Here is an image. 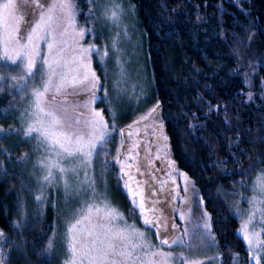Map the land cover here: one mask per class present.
<instances>
[{
	"label": "trees",
	"instance_id": "obj_1",
	"mask_svg": "<svg viewBox=\"0 0 264 264\" xmlns=\"http://www.w3.org/2000/svg\"><path fill=\"white\" fill-rule=\"evenodd\" d=\"M125 2L133 6L141 37L143 88L130 96L123 91L126 83L118 80L116 99L99 98L96 105L108 126L116 128L156 104L171 161L193 179L210 214L220 264H248V249L238 232L240 218L228 195L236 181L245 183L264 169V0ZM72 3L78 25L91 28L90 1ZM93 66L99 81L94 91L101 95L113 82L104 75L96 54ZM11 92L0 90L2 261L59 264L60 251L55 248L62 240L59 197L45 181L17 165L24 146H13L16 121L9 116ZM108 163L111 200L136 218L131 195L121 183L124 171L116 160Z\"/></svg>",
	"mask_w": 264,
	"mask_h": 264
},
{
	"label": "rangeland",
	"instance_id": "obj_2",
	"mask_svg": "<svg viewBox=\"0 0 264 264\" xmlns=\"http://www.w3.org/2000/svg\"><path fill=\"white\" fill-rule=\"evenodd\" d=\"M89 1L93 17L91 28H82L78 25L74 7L71 18L66 11L61 12L59 8L56 9L47 42L36 37L29 49V55H32L37 48L39 51V55L35 56L36 66L32 69L31 76L28 75L25 67L27 60L23 63L18 61L17 64H12L10 61L2 63L3 60H0L3 65V69H0V77H2L0 90L2 88L12 90L8 105L12 108L9 116L14 117L16 121L13 146H24L17 164L20 169L31 177L44 181L43 177L48 172L46 165L59 160L55 151L50 150L47 144H41V139L37 138L39 133H33L32 137H25L24 132L28 125L35 124L37 120H41L43 127L49 131L76 133L83 136L85 141L92 140L96 144L89 158L90 162H83L81 159H76L74 164L63 162L65 167H75L77 170L76 175L65 174L71 184L70 188L66 189L64 181L60 179L61 174L55 168L51 170L56 179H53L51 183L45 181L59 197L63 213L59 232L62 240L55 245L56 250L60 251L59 264H70L72 260H75L76 264H88V260L82 258L83 246L86 243L83 234L79 232V229L76 233H70L69 228L75 223L77 210L85 204L99 203L104 197H107L111 206L124 217L123 221L115 222L117 228L124 227L126 222L127 225L145 234L147 247L140 252L145 261L165 264L167 258V264H195L197 261L203 264H220V253L215 246L211 231L210 214L203 207L200 193L193 179L189 175L187 177V172L176 167L171 161L167 151L168 141L163 121L156 109V104L152 103L135 113L132 120L125 126L110 128L103 117L107 125L104 129L107 135L104 141L96 140L101 129L89 123L94 118V112L101 113L96 101L102 98L104 101L113 102L119 92V87L114 83L120 84L119 81L126 83L123 91L135 97V90L140 88L141 93L143 88L145 69L139 58L141 37L134 24L133 6L130 3L127 4L125 0ZM4 2L5 0H0V4ZM57 2L58 0H40L43 7L24 5V21L20 24L18 35L26 37L39 21L41 14L47 13L48 8ZM113 12L116 13L115 17L112 16ZM81 32L84 33L83 36L80 35ZM88 32H92L91 39L86 41ZM94 38L102 42L99 43ZM105 39L108 41L105 42ZM21 43H24V40H21ZM48 43H54L51 52H49ZM2 51L3 49L0 48V52ZM8 51L10 55H14L16 51H19V45L9 43ZM95 54L104 75L113 82L112 88H103L102 94L99 95L91 87L90 82H86L75 88H67L55 100L50 99L53 95L51 91L46 94L39 103L46 111L56 112L64 120L62 126H52L50 117L43 113L32 115L38 111L33 92L41 87L48 74V66L46 64L42 66V60L60 59L62 63L68 61V67L77 68L79 74L83 76L88 70L84 65L95 72L93 66ZM61 70L56 68L58 73ZM63 70L66 71V69ZM58 79L59 77H54V83ZM154 108L155 112H152ZM64 109H67V117H65ZM77 118L78 124L75 123ZM69 124L72 125L71 128L68 127ZM149 133H154L152 139L149 138ZM5 146L6 143L4 145L6 150ZM75 146L71 145V147ZM159 153L165 154L169 162L163 172L155 174L151 169L152 156ZM108 160H116L119 168L125 173L121 183L131 195L132 203L136 207V218L126 215L111 200L110 177L107 175L108 172H105L109 167ZM262 173L264 169L256 171L245 183L236 181L233 190L229 192V204L240 218L239 234L246 214L252 208L251 201L264 200V195L256 189L257 178ZM257 207L261 205L257 204ZM146 218L152 223L145 224ZM85 226L87 227V224ZM255 232L258 235L254 242L264 240V228L257 225ZM73 235L76 237L75 242L72 240ZM163 240H167L168 243H162ZM244 241L248 249L247 263L255 264L253 256L256 253L249 248L248 242ZM73 244L75 252L72 251ZM2 253L0 244V261H2ZM153 253L164 255H153ZM260 264H264V253L261 254Z\"/></svg>",
	"mask_w": 264,
	"mask_h": 264
},
{
	"label": "snow or ice",
	"instance_id": "obj_3",
	"mask_svg": "<svg viewBox=\"0 0 264 264\" xmlns=\"http://www.w3.org/2000/svg\"><path fill=\"white\" fill-rule=\"evenodd\" d=\"M26 4L43 7L40 0H5L4 3L0 4V48L3 49L0 52V60L10 61L12 64H17L18 61L23 63L27 60L25 67L28 75L31 76L33 74L32 69L36 66L35 56L39 55L38 48L32 55H29V49L32 46L33 39L39 37L47 42L51 31L50 24L54 19L56 9L59 8L61 12L66 11L71 18L73 16V5L72 0H58L56 4L48 8L47 13L41 14L39 21L28 35L22 37L18 34L20 32V24L24 21L23 7ZM17 13L19 14L17 15ZM112 16L115 17L116 13L113 12ZM83 34V32L80 33L81 36ZM21 40H24V43H21ZM9 43L19 45V51H16L14 55L9 54ZM53 47L54 43H48L49 52H51ZM68 63V61L62 63L60 59L42 60L41 65L46 64L48 66L47 79L43 80L41 87L35 89L33 92L37 100L36 109L38 111L32 115L36 116L39 113H43L45 116L50 117V124L52 126H62L64 120L56 112L46 111L39 103L41 98H44L51 91L53 95L50 99L55 100L62 91H66L69 87L75 88L77 85L90 82L91 87L96 88L99 84L95 72H92L89 66L84 65L88 70L81 76L79 70L77 68H69ZM56 68H61L62 70L58 73ZM63 69H66V71ZM54 77H59L55 83L53 81ZM93 97L95 98V93H93ZM64 112L65 117H67V109H64ZM152 112H155V108L152 109ZM93 116L94 118L89 123L101 129L100 135L96 137V140L104 141L107 135L104 129L107 125L101 113L94 112ZM75 123H79L78 118L75 120ZM37 125L40 126L38 127ZM68 127L71 128L72 125L69 124ZM0 131H3V129H0ZM33 133H39V137L37 138L41 139V144H47L48 148L55 151L59 157L56 163L46 165L48 172L43 177V180L51 183L53 179H56L51 170L55 168L61 174L60 179L64 181L66 189L70 188L71 184L65 174L72 173L76 175L77 170L75 167H65L63 162L67 161L69 164H74L76 159H81L83 162H90L89 158L92 155V150L96 147L95 142L92 140L85 141L83 136L72 132L49 131V129L43 127L41 120H37L35 124H29L24 135L25 137H32ZM73 144L76 146L71 147ZM256 189L261 195H264V173L257 178ZM36 199L40 200L41 197L37 196ZM251 203L252 208L246 214V219L241 227L240 234L248 242L249 248L256 253L253 256L255 264H260L261 254L264 253V240H255L254 242V239L258 235L255 232L256 226L259 225L261 228H264V200L257 201L254 199ZM257 204H260L261 207H257ZM75 216L77 218L75 219V223L71 224L69 232L76 233L79 229V232L83 234L86 243L83 246L82 258L87 259L88 264H155L154 261H145L140 255V252L147 247V241L143 232L137 231L130 225H127L126 222L122 228L115 226V222L123 221L124 217L111 206L107 197H104L99 203L85 204L81 209L76 211ZM144 223L151 224L152 221L146 218ZM86 224L87 227L85 226ZM3 236L4 233L0 232V239ZM75 239L76 237L73 235L72 240L74 242ZM162 243L167 244L168 241L163 240ZM173 243H176V241H173ZM72 251L75 252L74 244ZM153 255L164 254L153 253ZM0 264H3V261H0ZM70 264H76V261L72 260ZM165 264H167V258ZM195 264H203V262L197 261Z\"/></svg>",
	"mask_w": 264,
	"mask_h": 264
},
{
	"label": "flooded vegetation",
	"instance_id": "obj_4",
	"mask_svg": "<svg viewBox=\"0 0 264 264\" xmlns=\"http://www.w3.org/2000/svg\"><path fill=\"white\" fill-rule=\"evenodd\" d=\"M153 136H154V133H149L150 139H152ZM151 143L152 142H150V144ZM152 145H154V144H152ZM152 148H153V146H152ZM155 158H156V164H153V159H155ZM168 162H169V160L165 154L159 153L156 156L154 155V156H152L151 169L155 174L161 173L164 171L165 167L168 166Z\"/></svg>",
	"mask_w": 264,
	"mask_h": 264
},
{
	"label": "water",
	"instance_id": "obj_5",
	"mask_svg": "<svg viewBox=\"0 0 264 264\" xmlns=\"http://www.w3.org/2000/svg\"><path fill=\"white\" fill-rule=\"evenodd\" d=\"M153 164H156V158H155V159H153Z\"/></svg>",
	"mask_w": 264,
	"mask_h": 264
}]
</instances>
